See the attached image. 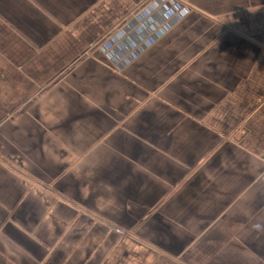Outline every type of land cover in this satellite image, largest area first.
Wrapping results in <instances>:
<instances>
[{
    "label": "crops",
    "instance_id": "crops-1",
    "mask_svg": "<svg viewBox=\"0 0 264 264\" xmlns=\"http://www.w3.org/2000/svg\"><path fill=\"white\" fill-rule=\"evenodd\" d=\"M0 264H264V0H0Z\"/></svg>",
    "mask_w": 264,
    "mask_h": 264
}]
</instances>
